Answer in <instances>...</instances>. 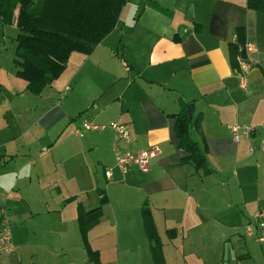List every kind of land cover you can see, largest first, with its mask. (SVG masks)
<instances>
[{
	"label": "crops",
	"instance_id": "1",
	"mask_svg": "<svg viewBox=\"0 0 264 264\" xmlns=\"http://www.w3.org/2000/svg\"><path fill=\"white\" fill-rule=\"evenodd\" d=\"M238 28L256 47L243 76L228 58ZM16 35L0 21V216L12 244L0 264H154L144 206L165 264H264V242L244 228L264 213V14L246 0H126L114 29L71 52L39 94L16 74ZM184 110L204 167L184 161ZM83 119L123 123L130 141ZM116 146L159 154L122 174ZM80 211L98 213L92 255Z\"/></svg>",
	"mask_w": 264,
	"mask_h": 264
},
{
	"label": "trees",
	"instance_id": "2",
	"mask_svg": "<svg viewBox=\"0 0 264 264\" xmlns=\"http://www.w3.org/2000/svg\"><path fill=\"white\" fill-rule=\"evenodd\" d=\"M126 0H0V19L17 28L14 65L27 88L39 94L65 69L71 52L89 54L115 27ZM249 9L264 14V0H246ZM245 33L238 28L235 43L228 44V58L234 71L238 58L244 55ZM264 72V71H262ZM186 110L178 116L176 132L190 154L184 161L196 167L206 166L204 151L189 139ZM143 226L151 243L154 264H165L161 245L150 221L148 210L142 209ZM98 213L86 216L80 211L79 228L89 255L86 232L96 222ZM93 256L96 257L94 254Z\"/></svg>",
	"mask_w": 264,
	"mask_h": 264
},
{
	"label": "built area",
	"instance_id": "3",
	"mask_svg": "<svg viewBox=\"0 0 264 264\" xmlns=\"http://www.w3.org/2000/svg\"><path fill=\"white\" fill-rule=\"evenodd\" d=\"M244 55L238 58V70L239 75L246 74L252 64L251 55L256 51L255 44L251 41L245 40L243 44ZM81 126L84 130H103L105 128L112 129L116 134L117 141H122L127 144L130 141V136L127 130V127L123 123L118 122H109L106 125L95 124L87 119L81 121ZM245 134L249 135L253 130L250 126H243ZM237 126L232 127L234 133V139H237ZM78 135L82 134L81 127L76 132ZM262 149H264V140H262ZM159 154V149L157 146H151L146 149L139 150L135 154L131 153L128 150L119 151L117 146L115 149V164L116 167L120 170L122 174L127 173L129 168L132 165H136L141 170H146L150 164V161L153 160ZM105 176L107 179H110L111 172L110 170L105 171ZM252 225L256 227V230L259 231L256 234ZM245 231L248 235L254 236V239L257 242H264V213L261 211H256L250 221L245 226ZM11 227L10 222L7 217L1 212L0 216V255L6 254L11 249Z\"/></svg>",
	"mask_w": 264,
	"mask_h": 264
},
{
	"label": "water",
	"instance_id": "4",
	"mask_svg": "<svg viewBox=\"0 0 264 264\" xmlns=\"http://www.w3.org/2000/svg\"><path fill=\"white\" fill-rule=\"evenodd\" d=\"M187 111H188L189 117H191L192 116V113H193V104H189L187 106Z\"/></svg>",
	"mask_w": 264,
	"mask_h": 264
},
{
	"label": "rangeland",
	"instance_id": "5",
	"mask_svg": "<svg viewBox=\"0 0 264 264\" xmlns=\"http://www.w3.org/2000/svg\"><path fill=\"white\" fill-rule=\"evenodd\" d=\"M0 21H1V19H0ZM1 23H2V21H1ZM3 25H5L4 23H2ZM249 222V221H248ZM247 224H245V226H246ZM245 226H244V228H245ZM252 229H253V231L255 232L256 231V227L254 226V225H252Z\"/></svg>",
	"mask_w": 264,
	"mask_h": 264
}]
</instances>
